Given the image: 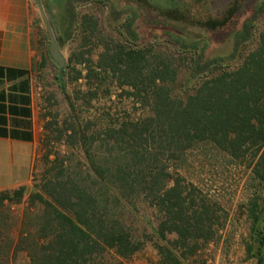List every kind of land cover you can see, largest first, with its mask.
Returning a JSON list of instances; mask_svg holds the SVG:
<instances>
[{"label": "trees", "instance_id": "16d2710c", "mask_svg": "<svg viewBox=\"0 0 264 264\" xmlns=\"http://www.w3.org/2000/svg\"><path fill=\"white\" fill-rule=\"evenodd\" d=\"M67 14V31L55 35L59 47L74 24L68 6ZM79 26L87 39L95 23L84 16ZM127 32L128 43L104 40L96 61L81 53L76 63L85 73L72 67L73 80L103 84L110 78L144 113L98 132L63 120L59 137L81 139L91 171L68 172L61 161L39 179L34 176L36 189L28 195L36 207L32 230L8 245L5 254L0 252V264H14L18 251L26 256L21 264H112L107 255L111 250L129 259L142 249L145 236L126 225L116 209L134 206L136 199L154 210L159 264H183L215 240L222 211L178 171L187 153L200 144H210L250 168L262 205L250 203L253 241L247 256L264 264V0L232 33V48L223 55L208 57L206 44L169 34L177 46L175 58L132 43L137 39L132 22ZM43 54L39 66L51 57L48 47ZM66 68L58 65L55 75L61 90ZM181 68L186 78L177 88ZM94 143L98 151L92 149ZM26 191V186L1 191L0 206L20 202Z\"/></svg>", "mask_w": 264, "mask_h": 264}, {"label": "rangeland", "instance_id": "374dc122", "mask_svg": "<svg viewBox=\"0 0 264 264\" xmlns=\"http://www.w3.org/2000/svg\"><path fill=\"white\" fill-rule=\"evenodd\" d=\"M51 23L54 35H63L69 26L70 12L74 14V24L69 30V39L61 45L60 51L67 66L66 87L61 90L55 78L57 63L46 56L45 63L33 72L34 97L43 113L44 127L52 123L50 129L42 131L41 152L36 166L35 178L50 171L62 161L61 168L68 172H90L81 139L67 135L59 137L57 129L64 119L79 126L88 125L93 132L121 121L137 118L144 109L126 92L115 87L110 78L103 84L84 78L74 81L75 71L85 73L84 66L78 64L77 57L84 54L96 61L104 40L128 43L130 37L127 25L137 33L132 43L140 47L153 46L164 55L177 57V46L169 34L181 35L189 41L198 40L207 45L208 57L223 55L232 48V33L240 28L259 0H39ZM32 15L31 45L39 56L44 55L49 44V36L41 20L34 0H29ZM95 23L93 33L84 39L79 22L82 17ZM61 43V41H60ZM42 63V59L40 58ZM186 78L185 68H181L177 88ZM97 91L96 95L88 91ZM73 106L74 110H71ZM81 123V124H79ZM92 149L98 151L94 143ZM48 155L44 158V155ZM57 159V164L53 161ZM56 165V166H55ZM178 171L192 182L208 199L216 201L222 208L218 224V235L214 241L204 244L199 252L183 264H256L255 257L247 256V247L252 243L250 203L257 200L262 205L260 187L252 177L249 167L236 163L210 144H200L189 151ZM35 180L26 186L27 191L18 203L5 201L0 206V244L2 254L8 245H15L22 233L32 230V217L36 207L29 202ZM121 219L137 234H142L145 244L129 259H120L114 251L107 254L112 264H159V255L154 246L157 237L153 233L154 210L143 200L136 199L134 206H119ZM264 224V222H263ZM23 234V235H24ZM172 237V236H169ZM255 250V244L252 246ZM14 264L26 262L24 252L18 251ZM5 257V256H4Z\"/></svg>", "mask_w": 264, "mask_h": 264}, {"label": "crops", "instance_id": "0c3cea01", "mask_svg": "<svg viewBox=\"0 0 264 264\" xmlns=\"http://www.w3.org/2000/svg\"><path fill=\"white\" fill-rule=\"evenodd\" d=\"M29 4L0 0V192L31 184L46 130L33 92L42 56L31 45Z\"/></svg>", "mask_w": 264, "mask_h": 264}, {"label": "water", "instance_id": "95a60500", "mask_svg": "<svg viewBox=\"0 0 264 264\" xmlns=\"http://www.w3.org/2000/svg\"><path fill=\"white\" fill-rule=\"evenodd\" d=\"M34 1L37 4L41 20H42L44 27L48 33V36H49V44H48L49 55L59 65L60 68H63L65 66L66 60H65L64 55L60 51V48H59L58 43L56 41V37L52 31L51 25H50L49 20L46 16L44 8H43V6L39 0H34Z\"/></svg>", "mask_w": 264, "mask_h": 264}]
</instances>
